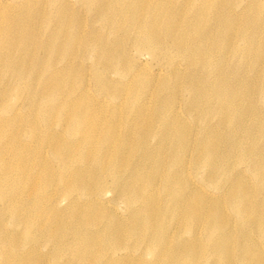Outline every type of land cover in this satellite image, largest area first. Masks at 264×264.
Here are the masks:
<instances>
[{
	"label": "rangeland",
	"instance_id": "374dc122",
	"mask_svg": "<svg viewBox=\"0 0 264 264\" xmlns=\"http://www.w3.org/2000/svg\"><path fill=\"white\" fill-rule=\"evenodd\" d=\"M10 1L16 3V5H0V28H4L8 20L13 17L27 19L23 34L24 36L26 35L25 39H28L29 45L32 42H34L33 44L36 43L34 50H30L28 53V58L34 60L40 57L43 62L48 58V63L50 61H58L56 65L54 63H52L53 65L49 64L50 67L44 71L45 74L51 73L60 67L65 71V73L61 75L62 80L59 82L60 89L58 88V93L54 101L49 104H45L44 102L39 104L45 107L48 105V107L51 106V108H57L59 110L66 101V99L63 100L64 98L81 89L84 93L81 98L85 97L84 101L86 104L90 107L96 106V108H99V105L102 104L105 109L104 113L101 115L102 118H100L99 113V118L97 119L106 120V124L110 125L114 133V140L117 141L116 144L114 143L112 145L114 150L116 145L120 144L121 141L129 139L130 131L134 132L131 139L128 140L130 143L122 150L124 151L125 157H130L131 160H136L137 156H140L142 151L145 150L144 145L139 147L141 141H144V143L146 142V149H151L153 144L156 145L157 142L160 141L155 136L160 128L159 122L161 120L157 117L159 113H163L166 116L170 113L180 115L176 116L177 120L180 122H186V120H188L192 123L198 122L197 119H201V113L196 114L195 111H192V113L188 112L186 107H184L186 102L191 100L189 99L190 93L187 91L189 85L200 89L201 93L209 92V95H211L210 101L214 104L213 112H210V114H212L214 119L211 120L206 118V114L202 118V121L207 120L209 124L210 122L215 123L219 115L218 112H215L218 104L215 103L218 100L216 98V92L219 89L230 92L237 91L242 96H244V93L249 95L248 98L241 97L237 105L247 110L242 122L236 123L234 121V116L229 118L232 123L230 129H234L237 138H249L248 132H252L248 129L249 126L245 125V123L248 125L251 124L252 115L249 112L250 109L254 110L253 107L261 106L264 110V0H214L210 7L202 9V12L205 13L203 28L211 33L207 40V43H209L207 49L213 48L211 53L216 51L214 53V61L212 65H207L205 69L206 74L203 75V77L192 73L194 67L190 62H186L178 57L174 58L172 62L163 56L159 57V51L154 53L142 47L141 42L136 38L137 34L131 32L127 24L121 21V19H117L116 24L111 23V26H102L103 22L100 21L101 18H98L99 14L92 5L93 2L98 0ZM23 1H25V3H21ZM171 1V9L180 6L183 8L182 14H184L185 18L182 19V23L184 25L188 22V19H186L187 16L192 15L196 7H200L205 3L204 0ZM33 15L37 16L38 19L31 20L29 28L32 35H29L26 28L29 17ZM217 17H220V19L215 20ZM59 18H69V21L66 20L63 27L60 29V35H62V33L64 34V27H66L69 30L68 33L76 30V34H79L78 37L80 36L82 47L74 49L76 51L73 54H71L70 51L67 54L63 51L58 54H48L45 49L38 48L43 45H37V43L41 40L45 41L46 37L50 35L51 29L56 26L57 19ZM71 19L73 20L70 21ZM78 22L82 23L81 30L74 28ZM214 24L217 26L216 29H212ZM68 33L66 32L64 38L68 37ZM93 33L98 34L90 38V35ZM86 37L90 39L86 40ZM115 38H120V42L123 41V45L119 46L115 54L116 60L112 62L111 58H105L102 55L103 52H100L99 56L102 62L97 68L102 70V68L107 65L104 75L108 80H112V82H110L112 83V88H124L129 93L130 90L134 88L130 89V86H125L124 81H119L121 80L123 72L130 70L132 67L134 72L137 71V74H145L149 78L154 77L156 83L151 87L149 94L144 98L140 96V99H138L132 94L127 95V93H124L123 95L118 94L119 96L113 99L105 92H100L96 88L93 77L95 76L94 71L97 68L95 70H84L80 66L82 63L86 65L93 64L94 68L96 65L94 58L97 57L98 61L100 60L98 54L95 55L92 53V47H86L88 43L95 45L100 43L107 44L108 40L114 42ZM15 39H20V36H15ZM119 53L124 55V65H119L120 60L117 61ZM64 56L66 57L65 60L62 58ZM159 59L162 60L163 63H161L162 61L160 62ZM66 60L72 62L68 67L65 66ZM136 60H139L138 64H141L137 68L134 67ZM176 65L179 69H174ZM217 66L222 67L223 74L226 76L231 74L239 76V81L234 84H230L229 82L222 84L223 79L219 78L220 73H218V76L211 74V69L213 70V68ZM158 73H161L160 76H158ZM177 79L178 81L175 83ZM165 80H167L168 83L171 82L167 88H164L163 85ZM9 81L12 83V79ZM31 81L34 83L36 82L34 79H31ZM89 81H91V85L86 90L85 85ZM22 84L24 85L26 83L22 82ZM2 85L3 83L1 82L0 89ZM15 85L19 84L16 83ZM175 86H178V89L173 90ZM12 87H14V85ZM139 89L142 91V86ZM27 92L28 88L23 86L22 90L15 91L11 95H6L4 97L0 96V110L11 109L13 104L17 101V97L21 96L19 94H25ZM251 96H253V99H251ZM103 99H106V102L102 103L101 100ZM238 101L239 99L237 102ZM139 103H143L145 106L143 108L144 115L136 117V112L140 108ZM145 103H147V105ZM206 103L203 102L201 105L198 103L196 106L206 110L205 108L207 107L208 109L210 106L209 103ZM193 104H196L194 100ZM36 107L37 104L35 102L27 101L20 116H7L2 119L5 121V138H3L5 141H10L11 143L14 139V142H12L13 144L21 143L25 145L28 147V153L31 158L32 155L38 156L40 153L43 154V157L35 160V162L28 161L26 169L16 168L10 182L7 184L10 190H16L17 187H22L21 190L16 191L17 193L14 191L13 193L15 194L14 199L17 200L18 198L19 200V202H17L18 207L23 211V221H19L15 224L11 221L9 212L7 215L0 214V218L4 220L3 224L5 225V223H7L8 229L15 234L13 237H17L18 243L13 247L15 251L23 247L26 235H30V237L27 238H35L38 236L43 237L45 233L40 247L32 248V252L29 254L31 255L30 258L35 263H41L43 261L44 264H62L63 260L65 262H67V260H79L80 256L77 257L78 255H75L71 250L74 255V258L72 257L70 249L66 246L68 242H77L83 245L87 244L88 246L85 245L83 250L92 245V247H94L93 251L100 254L106 247V240L115 237V234L108 233L100 236L102 233L98 235L97 231L113 216L117 218V223L120 224L119 229L122 231V239L126 245V248L119 251V253L123 255L126 253L125 256L127 257L122 264H154V262L155 264H220V261L225 264H240L238 262L239 260L234 257H223L218 259L206 251L210 242L225 232L232 236V242L234 238L235 242L238 241L242 244L246 242L242 239V235L246 238L253 236L256 241L254 249L259 251L264 250V234H260L255 225H251L252 227L250 226L251 228L249 227L250 229L244 233L245 229L243 228V222L240 216L233 210V205L239 203V201L232 202L228 200L226 204L218 208V212H213L211 219L216 222V225L221 224V226L214 227H209L208 221H205L204 225L198 223L199 221H197V219L195 221L198 214L201 216L205 214L201 199L197 197H195L192 204L196 212H191L188 208H184V210L181 208L182 211L178 209H170L166 212L160 211L159 206H170L174 204L178 198L184 202L188 197L186 192L189 187H195L194 183L191 185L193 182L191 180L200 178L199 174L202 175L205 171L201 165L198 166L197 163L195 164V160L192 161V163H188V158H186L185 162L183 161L184 154L178 141L176 143L179 146L177 159H174L170 154L168 160L163 162L160 170L156 172L151 170V164L145 167L142 166L146 174V180L141 182L142 189L137 191L136 195L133 196L134 199L131 201L126 195L122 196L120 193H114L113 191L112 193L108 192L107 186H111V178L108 176L107 179L109 183H106L103 178V170L97 176H90L88 180L89 185L86 187V192L90 191L91 195H81L82 191L75 189L72 190V192L64 193L63 188L65 185L61 176L63 169L56 159H52V153L49 155L47 147L43 146L41 141L44 138V132L47 130V127L51 128L50 130H57L55 137H57L60 142L62 141V143H65V141H73L74 135L69 133V126L64 119V112H68V109L63 108L62 114L54 111L51 117L52 120L49 125H46L40 118H37L39 116L35 114ZM114 112H116V114H114ZM205 112L208 114L207 111ZM154 113L156 114L154 115ZM30 120L34 121L35 124H30ZM137 120L138 122H136ZM128 124L133 125L128 126ZM255 129L257 130H255L253 134L256 135L257 140L259 131L261 130L258 129V126ZM223 132H225V129L221 131V134L225 135L226 133L224 134ZM139 134L142 137H140ZM196 136L195 130L189 129L186 132L187 139L189 138L195 141ZM201 136L202 135H199L198 137ZM11 137L12 139L10 140ZM78 138H80V135H78ZM160 142H162V144L159 143L156 145L154 150L158 148L164 149L163 147H165L164 143H166V140ZM247 143L249 144V140H247ZM118 146L123 147L122 144ZM258 146H262V144ZM220 150L223 151L222 154H225L228 147L219 148V154ZM153 151L150 150L149 152ZM47 156L48 159H50L45 161ZM11 159L12 161L14 159L12 154L9 160ZM13 162L14 166H16V160ZM235 162L238 164L234 166L233 171L236 173L237 171H244L246 176L250 177L246 184L253 186L264 183L255 178L247 169L246 163H240V160L237 158H235ZM73 164L74 162L71 163V165ZM164 164L167 165L166 170H164ZM80 165H83L81 159L76 162L75 166H70L68 169H73ZM257 167L262 175H264V161L257 163ZM134 168L135 166L133 164L123 167L120 176L126 180V178L130 177ZM170 168L181 170L183 175L173 181V184H177V189L166 193L164 191L165 182L163 176L166 180V175ZM36 171L40 173L39 178L36 180L29 178L32 177V173ZM24 172H26V179H20V175ZM228 178L230 177L225 176L221 184L224 185L228 181ZM51 179L52 183L50 185L43 184V181L46 182ZM181 186L184 190L178 196L179 192L177 190L181 188ZM111 188L113 189L112 186ZM197 188V190L204 195L216 194L217 192L214 188L207 185H205V189L203 190H201L199 186H197ZM99 190L103 192L106 191L103 198H105V201H108V203H87V205H91V208L96 207L101 210L99 214L100 219L95 222L96 224H92L93 222L90 223L91 225H86V223L83 225H79L78 223L70 224L68 217V223L62 222L60 227H55L58 216L67 217L70 215V210L68 209L65 213H60V210L53 208H56V206L63 208L62 206L67 203L69 198L76 196H79V200L77 199L78 203H75L74 207L80 208V204L86 202L85 200H88L92 196L96 197L101 195L98 192ZM53 191L55 194H53L52 197L49 196V193L52 194ZM46 192L48 193L44 194ZM258 195L260 198L262 197L261 193ZM144 198H146V204L142 203L140 206H137ZM251 199H253V197H251ZM155 202H157V206H155V209L150 210L148 204L152 205ZM247 202L248 200L245 199L244 203ZM43 204L46 210L48 209V213L46 212L42 216L41 225L36 226L33 223V219L30 220V218L35 217L32 215L38 210V207H42ZM0 205L2 206V204ZM209 212H211V210H209ZM246 215L249 218L254 217L252 212H247ZM262 215L264 216V211ZM144 218H150V223L146 224ZM203 218L208 219V216L205 214ZM132 229H135V231ZM47 235L57 238L51 241L47 238ZM180 241L185 242L184 247L178 246ZM232 242L225 244L226 246L224 244L222 246H224V249L229 248V250H231ZM54 244H58L59 254L54 255ZM177 255L181 257H175L174 259L173 256ZM161 256H165L164 260H160ZM95 257L99 260L103 256L100 255ZM140 257H142V260ZM138 258H140V261H137ZM156 260H159V262ZM89 264L97 263L92 260ZM255 264H264V260L258 259V262Z\"/></svg>",
	"mask_w": 264,
	"mask_h": 264
},
{
	"label": "bare ground",
	"instance_id": "6f19581e",
	"mask_svg": "<svg viewBox=\"0 0 264 264\" xmlns=\"http://www.w3.org/2000/svg\"><path fill=\"white\" fill-rule=\"evenodd\" d=\"M204 1L205 3L200 7H196V10L192 15L187 16L186 19H188V22L186 25L182 23V19L185 18L184 14H182L183 8L180 6L171 9V0H98L93 2L92 5L99 14L98 18H101L100 21L103 22L102 26H111V23L116 24V20L121 19V21L127 24L131 32L137 34L136 38L141 42L142 47L154 53L159 51V57L163 56L172 62L176 57L186 62H190L194 67L192 73L203 77V75L206 74L205 69L207 68V65H212L214 61V53L216 52L214 51L211 53L213 48L207 49L209 45L207 40L211 33L203 28L205 13L202 12V9L210 7L214 0ZM21 3H25V1ZM10 4L16 5V3L11 2L10 0H0V5L9 6ZM33 19H38V17L35 15L29 17L26 28L29 35H32L29 25ZM219 19L220 17L215 18V20ZM66 20L69 21V18L57 19V24L51 29L50 35L46 37L45 41L41 40L37 43V45H43L38 47L39 49H45L48 54H58L62 51L66 54L70 51V53L73 54L76 51L74 49L82 47L80 36L78 37L79 34H76V30L68 33V28L64 27V34L62 33V35H60V29L63 27ZM72 20L73 19L70 21ZM26 22L27 19L25 18L13 17L8 20L7 25L4 28H0V83H3L0 89V96L4 97L6 95H11L15 91L22 90L23 86L28 88L27 93L19 94L21 96L17 97V101L13 104L11 109L0 110V204H2V206L0 205V214L7 215L9 212V217L15 224L19 221H23V211L18 207L17 202H19V200L18 198L17 200L14 199L15 194L13 193V191L17 193L16 191L21 190L22 187H17L16 190H10L9 185L7 184L10 182L12 174L16 168L26 169L28 161L35 162V160L43 157V154L40 153L38 156L32 155L31 158L28 153V147L21 143L13 144L12 142H14V139L11 143L10 141H5L3 139L5 138V121L2 119L7 116H20L23 112L25 103L27 101H33L37 104V107L35 108V114L39 116L37 118H40L46 125H49L52 120L51 117L54 111L62 114L63 108L68 109V112H64V119L69 126V133L74 135L73 141H65V143H62V141L60 142V140L55 137L57 130H50L51 128L49 127H47V130L44 132V138L41 141L42 145L47 147L49 155L52 153V159H56L63 169L61 176L65 185L63 188L64 193L72 192V190L75 189L81 190V195H91L90 191L86 192V187L89 185L88 180L90 176H97L103 170L104 181L109 183L107 177L109 176L111 178V186L113 189L108 185V192L112 193L113 191L114 193H120L122 196L126 195L131 201L134 199L133 196L136 195L137 191L142 189L141 182L146 180V174L144 168L142 169V166L145 167L148 164H151V170L156 172L157 170H160L163 162L168 160L170 154L174 159H177L179 146L176 143L178 141V144L181 145L180 147L183 150V161L185 162L186 158L189 160L188 163H192V161L195 160V164L197 163L198 166L201 165L205 171L202 175L199 174L200 178L191 180L193 181L191 185L194 183L196 188L189 187L186 192L188 197L184 202L178 198L174 204L170 206H159L160 211L162 210L163 212H166L170 209L181 210V208H183L184 210V208H188L191 212H196L194 211L192 204L195 197H197L201 199L208 219L203 218L205 214L203 216L198 214L195 221L197 219V221H199L198 223L203 225L205 224V221H208L209 227H214L221 226V224L216 225V222L211 219L213 212H218V208L226 204L228 200L232 202L239 201V203L233 205V210L238 216H240V219L243 222V228L245 229L244 233L255 225L259 233L264 234V216L262 215L264 211V183L253 186L248 185L246 182L250 177H247L244 171H237V173L233 171L234 166L238 164L235 162V158H237L240 160V163H246L247 169L257 180L264 182V175H262L257 167V163L264 161V110L261 106L253 107L255 111L250 109L249 112L252 115L251 124L248 125L244 122L245 125L249 126L248 129L252 131L248 132L249 138H237L234 129H230L232 127V123L229 120L231 116L235 117L234 121L236 123H241L245 118L247 110L237 105L239 104L241 97H249L247 93H244V96H242L237 91L230 92L219 89L216 92V98L218 100L215 102L218 103L215 112H218L219 115L215 123L210 122L209 124L207 120L202 121V118L206 114V118L211 120L214 119L212 114H210V112H213L214 104L210 101L211 95H209V92L201 93L200 89L189 85L187 91L190 93L189 99L191 100L186 102L184 107H186L188 112L192 113V111H195L196 114L201 113V119H197L198 122L192 123L188 120H186V122H180L176 118V116L180 115L170 113L166 116L165 114L158 112L159 114L157 117L161 121L159 122L160 128L155 136L160 141L166 140V143H164L166 148L163 147L164 149L158 148L154 150L156 145L159 143L162 144V142L159 141L156 145L153 144L151 149H146V142L144 143V141H141L139 147L144 145L145 150L142 151L140 156H137L136 160H131L130 157H125L124 151L122 150L128 145V143H130L128 140L131 139L134 132L130 131L129 139L121 141L120 144L116 145L114 150L112 145L114 143L116 144L117 141L114 140V133L111 130L110 125L106 124V120L97 119L99 118V113L100 118H102L101 115L104 113L105 109L102 104L99 105V108H96V106L90 107L86 104L84 101L85 97L81 98L84 94L81 89L64 98L63 100L66 99L64 105L67 107L63 105L59 110L57 108H51V106L48 107V105L45 107L39 104L41 102L49 104L54 101L58 93L57 90L60 86L59 82L62 80L61 75H63L65 71L60 67L51 73L45 74L44 71L50 67L49 64L54 63L56 65L58 64V61H50L48 63V58L44 62L40 57H37V59L34 60L28 58V53L30 50H34L36 43L33 44L34 42H32L29 45L28 39H25L26 35L24 36L23 29L25 28ZM216 27L217 26L214 24L212 29H216ZM74 28L81 30L82 23L78 22ZM66 32L68 33V37L64 38ZM97 34L98 33L91 34L90 38ZM17 35L20 36V39L18 40L15 39V36ZM90 38L86 37V40H89ZM119 39L115 38L114 42L108 40L107 44L100 43L95 45L88 43L86 47H92V53L95 55L98 54V56L100 52H103L102 55L105 58H111V61L114 62L116 60L115 54L117 53L119 46L123 45V41L120 42ZM65 56L62 57L64 60L66 58ZM99 58V61L97 57L94 58L96 62L94 68L93 64L86 65L85 63H82L80 66L84 70H95L102 62L100 56ZM119 60V65L125 64L124 55L120 53L117 61ZM159 61L161 62L162 60L159 59ZM65 63V66L67 67L72 64L70 60H66ZM138 63L139 60H136L134 67L137 68L141 65ZM161 63H163V61ZM105 67H103L102 70L97 68L94 71L95 76L93 78L96 88L100 92H105L113 99H115L116 96H119L118 94L123 95L124 93H127V95L132 94L138 99H140V96L141 98H144L149 94L151 87L156 83L154 77L149 78L145 74H137V71L134 72L131 67L130 70L122 73L121 80L119 81H124L125 86H130V89H134H129V93L124 88H112V83H110L112 80H108L104 75ZM174 69H179V67L176 65ZM218 73H220L219 78L223 79L222 84H225V82L234 84L240 79L239 76L234 74L229 76L224 75L221 66L214 67L213 70L211 69V74L218 76ZM160 74L161 73H158V76H160ZM10 79H12V83L9 81ZM31 79L36 80V82L34 83ZM177 81L178 79L175 80V83ZM22 82H25L26 84L23 85ZM16 83L19 85H15ZM170 84L171 82L168 83L167 80L163 82L164 88H167ZM13 85L14 87H12ZM90 85L91 81L85 85L86 90ZM141 86L142 91L139 89ZM176 89H178V86H175L173 90ZM238 99L239 101L237 102ZM251 99H253V96H251ZM193 100L196 104H193ZM101 101L104 103L106 102V99ZM203 102L210 104L208 109L206 107V110H204L196 106L198 103L201 105ZM145 104L147 105V103ZM139 106L140 108L136 112V117L144 115L143 108L145 106L143 103H139ZM205 111H207L208 114ZM114 114H116V112H114ZM155 114L156 113H154V115ZM136 122H138V120ZM30 124L34 125L35 122L30 120ZM131 125L133 124H128V126ZM257 126L261 131H259V136L256 140V135L253 133L257 130L255 129ZM189 129L193 131L195 130V135L197 134L195 141H192L189 138L187 139L186 132ZM223 129H225V132H223L224 134L226 133L225 135L221 134ZM78 135H80V138H78ZM199 135L202 136L198 137ZM11 139L12 137L10 140ZM247 140H249V144L247 143ZM121 144L123 147L118 146ZM259 144H262V146H258ZM223 147H228L227 152L222 154L223 151L220 150L219 154V148ZM150 150L154 151L149 152ZM11 154L14 157L13 161L16 160V166H14L12 159L9 160ZM49 159L47 156L45 161H48ZM79 159L83 161V165L68 169L70 166H75ZM72 162H74L73 165H71ZM130 164H133L135 168L132 170L130 177L125 180L120 176V172L123 167L129 166ZM166 167L167 165L164 164V170H166ZM39 175L40 173L36 171L33 172L31 175L32 177L29 178L36 180L39 178ZM182 175L183 172L181 170L170 168L167 172L166 180L163 176L165 182L164 191L166 193L175 191L177 189V184H173V181ZM225 176H229L230 178H228V181L222 185L221 183L224 181L223 179ZM21 178L26 179V172L20 175V179ZM51 181L52 179L46 182L43 181V184L50 185L52 183ZM205 185L214 188L217 191L216 194L204 195L197 190V186L201 187V190H203L205 189ZM183 190L182 186L181 188H178V196ZM98 192L101 195L96 197L92 196L88 200H85L86 202L80 204V208L74 207L75 203H78L77 199L79 200V196L69 198L67 203L62 206L63 208L58 206L53 208L60 210V213H65L68 209L70 210V215L67 217L58 216L55 227H60L62 222L68 223V217L70 224L78 223L79 225H83L86 223V225H91V222L94 224L98 221L100 219L99 214L101 213V210L96 207L91 208V205H87L88 202L108 203V201H105V198H103L106 191L103 192L99 190ZM47 193L48 192L44 194ZM260 193L262 194L261 198L258 195ZM50 194L51 193H49V196L52 197L55 192L53 191L52 194ZM251 197H253V199H251ZM245 199L248 200L247 203H244ZM145 200L146 198L142 199L137 206H140L142 203L146 204ZM148 205L150 206V210H152L157 206V202ZM209 210H211V212H209ZM47 211L48 209L46 210V207L43 204L42 207H38V210L32 215L35 217L30 218V220L33 219V223L36 226H40L43 219L42 216ZM247 212H252L254 217H247ZM144 219L146 220V224L150 223V218ZM3 221L4 220L0 218V263L44 264L43 261L41 263L33 262L30 258L31 255L29 254L32 252V248L40 247L45 233L43 237L38 236L35 238H27L30 237V235H26L23 247L15 251L13 247L18 243L17 237H13L15 234L8 229L7 223H5V225L3 224ZM119 226L120 224L117 223V218L113 216L102 225L100 230L97 231L98 235L102 233L100 236L108 233L115 234H113L115 237L106 240V247L100 254L93 251L94 247H92V245L83 250L85 245L88 246L87 244L83 245L77 242H68L66 246L70 249L72 257L74 258V252L75 255H78L77 257L80 256V259L67 260V262L63 260L62 264H89L92 260L97 264H122L127 257L125 256L126 253L124 255L119 253L121 249L126 248L122 239V231L119 229ZM132 230L135 231V229ZM47 238L53 241L57 237L47 235ZM242 239L246 241L244 244L239 243L238 241L235 242L234 238L232 242V236L225 232L217 238H214L207 246L206 251L218 259L223 257H234L239 260L238 262L240 264H255L258 262V259L264 260V250L259 251L254 249L256 241L253 236L246 238L242 235ZM229 242H232V249H224V246L222 245L228 244ZM178 246L184 247L185 242L180 241ZM71 250L73 252H71ZM56 254H59L58 244H54V255ZM94 255H102L103 257L98 260ZM173 257L175 259V257L180 258L181 256L177 255ZM140 258L142 260V257ZM140 258H138L137 261H140ZM164 258L165 256H161L160 260H164ZM156 261L159 262V260ZM220 264L225 263L220 261Z\"/></svg>",
	"mask_w": 264,
	"mask_h": 264
}]
</instances>
